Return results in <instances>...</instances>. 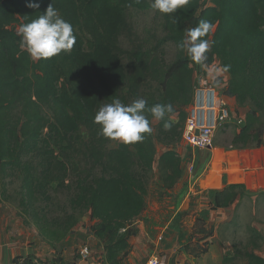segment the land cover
<instances>
[{"label":"trees","instance_id":"trees-1","mask_svg":"<svg viewBox=\"0 0 264 264\" xmlns=\"http://www.w3.org/2000/svg\"><path fill=\"white\" fill-rule=\"evenodd\" d=\"M29 2L39 8L28 7ZM50 4L72 24L76 43L69 53L33 61L21 48L17 31ZM127 8L146 10L150 4L148 0H0V202L5 197L1 185L8 177L21 178L23 206L37 193L50 201L54 184L67 195L59 221L62 235L90 213L105 264H126L131 239L139 232L136 221L147 207V175L154 170L156 141L172 147L158 161L166 187H173L182 176L173 146L182 139L185 108L193 101L196 84L192 61L177 45L186 29L200 20L214 26L206 37L212 41L207 66L215 61L222 69L228 66L224 95L248 107L232 144H259L264 135V0H189L175 13L162 14L164 35H151L155 45L147 48L146 42H138L123 52L119 38L132 34ZM169 42L177 49L171 63L164 51ZM147 88H152L149 93ZM140 97L148 107L173 104L174 113L165 118L171 129L165 130V121L159 120L157 133L146 134L142 142L111 147L113 140L98 135L100 125L93 123L96 112L115 98L130 104ZM148 118L153 129L154 118ZM245 188L237 183L216 191L215 207L229 206ZM247 229L246 242L233 244L223 264H236L238 259L264 264V256L257 252L264 237L254 225ZM209 244L199 240L183 248L199 256Z\"/></svg>","mask_w":264,"mask_h":264},{"label":"rangeland","instance_id":"rangeland-1","mask_svg":"<svg viewBox=\"0 0 264 264\" xmlns=\"http://www.w3.org/2000/svg\"><path fill=\"white\" fill-rule=\"evenodd\" d=\"M148 2L150 4V0ZM125 14L132 34L126 32L119 38L118 47L123 52L131 51L133 45L138 42H146L145 46L150 48L156 43L152 34L156 33L160 37L164 35V19L161 13L151 8H127ZM164 51L166 62L171 63L177 54L176 46L169 42L164 45ZM123 59L126 62L124 55ZM192 66L195 70L196 86L202 83L213 85L230 104L233 117L218 127L211 149L192 148L183 138L173 146L180 156L183 173L171 188L166 187L164 176L158 170V161L160 155L172 147L156 141L158 152L154 170L147 175V214L166 217L171 212L172 219L174 213L179 212V218L171 220L173 227L180 230L171 231V246H193L197 240L207 239H203V236L213 229V232L216 230L217 233L215 240L221 245H226L227 251L228 248L233 250V244L246 242L249 225L257 228L264 226V176L253 172L255 168H264V135L259 144L233 145L232 142L243 125L241 120L245 118V108L248 110V107L239 106L234 97L224 95L230 77L217 61L207 68L194 62ZM210 71H219L220 75L213 80L209 75ZM151 89L147 88L145 92L149 93ZM188 107L185 108L186 111ZM177 115L176 113L173 117L176 118ZM158 122L153 120L155 134ZM85 136L86 134H83V137ZM119 143L121 142L113 140L110 146L116 147ZM223 168H234L232 172L237 175L235 180L244 181L246 187L244 192L238 193L228 209L212 206L218 187L217 179L207 182L212 187L204 192H201L202 187L199 186L201 178L205 180L211 172L220 173ZM4 182L6 184L1 185V190L4 189L5 197L0 202V257L7 259L15 254L17 258L31 256L36 264H75L79 260L80 250L89 246L92 254L88 262L101 260L103 244L92 230L94 221L91 220L90 213L85 214L71 232L62 235L59 221L64 217L63 206L67 196L64 190H58L53 184L49 190L52 198L50 201H46L43 195L37 193L27 206H23L20 194L21 178L8 177ZM143 214H146V211ZM226 214L231 219L222 221L221 215ZM149 216L146 223L151 224ZM152 222L155 223L156 220ZM194 230H200V233L196 235ZM139 245L142 246L143 241H140ZM257 251L264 255V240L262 247ZM244 263L243 259L236 262Z\"/></svg>","mask_w":264,"mask_h":264},{"label":"clouds","instance_id":"clouds-1","mask_svg":"<svg viewBox=\"0 0 264 264\" xmlns=\"http://www.w3.org/2000/svg\"><path fill=\"white\" fill-rule=\"evenodd\" d=\"M189 0H150V8L161 14H172L188 4ZM28 7L39 8L38 3L29 2ZM213 24L208 20H200L196 27L188 28L177 47L185 52L188 58L197 65L207 68L208 53L212 41L206 37L213 31ZM20 46L25 49L33 61L50 59L62 52L69 53L76 43L73 26L66 21L57 8L50 4L36 19L22 24L17 31ZM228 71V66L223 69ZM210 77L220 75L219 71L209 72ZM175 111L172 103H156L151 107L143 97L133 100L130 104L123 103L119 98L103 104L94 116L93 123L100 125L98 135L105 139L119 141L124 144L142 142L146 134L153 129L148 115L155 120H164V129H171L170 119Z\"/></svg>","mask_w":264,"mask_h":264},{"label":"crops","instance_id":"crops-1","mask_svg":"<svg viewBox=\"0 0 264 264\" xmlns=\"http://www.w3.org/2000/svg\"><path fill=\"white\" fill-rule=\"evenodd\" d=\"M217 62L219 63L220 66V62L219 61ZM247 111L248 110H246L245 108L246 113ZM233 170L234 168H223V170L220 173H218V171L214 173L211 172V174H209L205 180L204 178H201L200 180L201 182L199 184V186L202 187L201 192H204L206 189H209L210 186L208 185L207 182L212 181L213 179H217L218 182V187L216 188L217 191H221L231 184H237V183L244 184V181L237 182L235 180L237 178V175L232 172ZM255 171L256 173H258V175L263 174L264 176V168H257V169L255 168L253 172ZM233 201L229 206L222 208H227V209L230 208V206L233 204ZM147 206H148V200H147ZM212 206L216 208L214 205V200ZM145 211L146 214H143ZM144 212L141 215L144 216V218L140 216L136 221V226L138 227L139 232L136 236H134L131 239L132 252L131 253L129 252L130 254L128 253L126 256V264H146V262L149 260V257L153 254H157L159 256V260H160L159 264H223L224 256L227 253V248L226 245H221L219 241L215 240V238H217L216 230L212 232L207 239L203 241L200 240L201 243L208 240L210 244L208 251L206 253L196 256L194 253H192V249L186 250L185 248H183L182 245L171 246V231L177 230V232H180V230L177 227H173V225L171 224V220L173 221L176 218H179L178 216L179 212H175L172 219H171L170 211H168L170 212V214L166 215V217L164 216L160 217L159 215H155V214H151L149 216V214H147L148 213L147 207L144 210ZM147 216H149L150 219L149 222H151V224L146 223L148 220ZM220 219L223 221L226 219L229 220L231 218H229V215L226 214L225 216L221 215ZM155 220H156L155 223L152 222ZM258 229L261 231L264 237V226L263 228L260 227ZM194 232L197 235L200 233V230H194ZM203 237H205V235ZM140 241H143L142 246L139 245ZM228 249L230 250V248ZM257 252L260 255L264 256L262 252L259 251ZM91 254L86 259H83L79 254V258H78L79 260L75 264H105L104 249L101 252V256H100L101 260H99V262L93 261L92 263H89L88 260L90 259L89 257L91 256ZM128 256L129 259L127 260ZM17 257L15 256V254H12L7 259L4 257H0V264H17L16 262ZM19 257H20L19 264H23L26 261L30 262V264H36L32 261L31 256L30 257L19 256ZM43 264H47V263H43Z\"/></svg>","mask_w":264,"mask_h":264},{"label":"built area","instance_id":"built-area-1","mask_svg":"<svg viewBox=\"0 0 264 264\" xmlns=\"http://www.w3.org/2000/svg\"><path fill=\"white\" fill-rule=\"evenodd\" d=\"M232 117L233 110L219 91L213 85L202 83L195 87L193 101L188 107L182 128V138L192 148L211 149L214 145L216 130ZM90 254L89 246H84L80 250L83 259ZM159 262V256L153 254L146 264H159Z\"/></svg>","mask_w":264,"mask_h":264}]
</instances>
